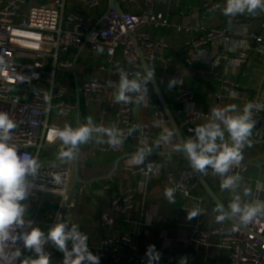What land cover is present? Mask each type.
<instances>
[{
    "label": "built area",
    "instance_id": "1",
    "mask_svg": "<svg viewBox=\"0 0 264 264\" xmlns=\"http://www.w3.org/2000/svg\"><path fill=\"white\" fill-rule=\"evenodd\" d=\"M117 1L121 12L109 10V0H0V111L9 113L18 125L13 130V141L19 152L39 156L42 167L24 201L25 219L45 233L57 222L58 215L63 217L74 179V158L55 162L48 152L53 145L61 144L56 131L63 129L75 115L81 97L90 99L100 108L99 118L92 120L93 125L119 129L125 137L122 145L106 143L98 151L121 156L135 152L139 146L159 150L167 146L159 141L162 131L156 135L142 132L136 136L134 109L137 104L117 103L113 96L119 82V64H125L123 70L130 79L136 78L137 73L144 74L142 59L154 70L169 71L170 63L165 57L168 44L164 39L154 38L152 30L173 27L186 35L185 50L189 56L185 62L209 60L215 69L211 75L221 86V92L214 97L217 99L241 98L240 85L232 75L234 63H247L252 50L264 55V34L261 33L244 32L254 42L252 47L249 43L236 44L233 33L227 29H203L197 23L173 25L172 0ZM221 3L222 0L206 1L202 8L207 14H213L220 10ZM252 17L262 16L257 11ZM262 27L264 29V21ZM83 45V50L72 51ZM97 46L104 49L106 64L100 65L95 73L81 61L86 53H97ZM166 76L176 81L184 77ZM147 89L144 98L153 92L150 82ZM136 95L134 93L133 97ZM170 95L169 109L181 133L185 139L194 137L193 130L206 123L196 108L195 92L175 87ZM248 103L264 105V100L251 98ZM112 111L115 120L109 124ZM152 111L159 124L170 126L158 100L152 104ZM253 119L252 136L264 140V110L253 109ZM243 156L240 165L228 175L242 177L250 171L252 162L245 148ZM259 159L260 155L254 158L257 163ZM260 165L264 166V161ZM127 170L150 182L161 177L163 165L151 157ZM203 176L207 179L214 175L209 170ZM258 181L260 190H257ZM250 183L253 200H264V175L252 178ZM197 186V180L189 171L179 175L170 188L175 189L174 196L193 199L192 189ZM145 195L146 188H128L116 194L110 206L101 210L99 223L103 236L94 247V255L100 257L101 264H147L138 244L116 224V215L133 211L138 197ZM233 220L234 223L210 226L200 218L187 225L188 235L182 244L192 254V259L207 261L210 253L218 250L224 256L223 264H264V217L247 225ZM18 246L22 253L20 259L34 255L22 244ZM51 247L47 244L45 250L50 252ZM58 260L56 262L62 264Z\"/></svg>",
    "mask_w": 264,
    "mask_h": 264
},
{
    "label": "crops",
    "instance_id": "2",
    "mask_svg": "<svg viewBox=\"0 0 264 264\" xmlns=\"http://www.w3.org/2000/svg\"><path fill=\"white\" fill-rule=\"evenodd\" d=\"M206 1L212 0H172L170 14L172 24L197 23L203 29L211 27L227 29L233 33V40L236 44L242 45L249 43L252 47L254 46V42L245 36V33L264 34L262 27L264 11L258 10L262 16L261 18H255L249 14L237 15L235 17L225 16L223 14L225 0H222L219 11L213 14H207L202 8L203 3ZM151 33L154 38L164 39L168 44L165 57L170 63L169 71L166 72L161 68L154 70L155 79L168 104L171 102L170 90L172 88L180 87L193 90L195 92L196 108L204 116L203 121L208 122V117L214 107L223 108L236 105L237 111H242L246 101L249 99L260 97L264 100V55L257 50L251 51L247 63L242 65L238 61L234 63L235 67L232 75L240 85L241 98L231 99L228 96H223L217 99L214 97L221 92V86L211 75L215 72V69L209 60H199L190 64L185 62V59L189 56L188 51L185 50L186 35L176 32L173 27L164 30H152ZM81 62L95 73H97L100 65L106 64L104 54L102 53H86ZM125 67V64H119L120 69H124ZM166 74H179L184 77L178 80L175 87L169 88L171 79ZM114 93L115 91L113 92V96ZM133 94L130 93L129 95L133 96ZM144 99L145 102L136 105L134 109L136 122L134 134L137 136L145 132L156 135L165 127L172 129L171 126H162L154 118L152 104L158 99L151 96V94L146 95ZM77 107L75 115L67 121V124H76L78 122L80 125V122L81 124L85 123L88 117H91L92 120L99 118L100 108L90 101V99L81 97ZM114 120L115 115L114 111H112L108 117L109 124H112ZM98 137L103 140L108 139L107 136L101 137L94 135L92 141L80 145L79 172L81 178L85 181L106 177L111 172L115 161L121 156H124H119L111 152L104 154L98 151V148L106 145V143H96ZM249 144L250 146H245V150L246 155L251 158V168L248 173L242 176V180L239 182V186L235 191H222L220 188L221 177L219 176H209L207 178L209 185L226 207L235 195H240L242 201L253 200V188L250 180L264 175V166L260 165L264 161V146H262L263 151L262 149L261 151L263 153L260 155L258 164L254 160V158H258V153H253L252 146L254 145H251L250 140ZM61 147L62 144L53 145L49 149V157L50 154L58 156ZM141 148L147 147L139 146L135 152L128 154H135ZM178 150H180V146L177 138L174 136L171 144H167L161 150L152 149L151 153L176 152ZM151 157L158 159L163 165V173L159 179L147 182L141 175L129 173L127 168L132 165L128 163L130 157L126 158L120 162L119 168L111 180L93 182L91 186L78 187L74 192L64 220L80 226V230L87 234L89 238V249L94 254V247L103 236L99 223L101 210L108 208L112 198L123 190L128 188H146V195L138 197L133 211L127 214L119 213L116 215L117 228L131 236L133 241L138 244L142 254L146 256L148 246L155 245L156 250L161 253V257L154 264H179L182 256L187 257V264H223L224 256L218 250L210 253L211 256L207 261H203L201 258L193 260L192 254L184 248L182 240L188 235L187 225L197 219H204L210 226L219 223H228L229 221L227 219L223 222L217 221L216 216L218 213L214 211L216 207L212 205L210 198L204 192L198 181V186L192 189L195 198L185 199L177 195L174 196V203H169L164 195L165 189L170 188L171 184L179 175L189 172V163L183 156L177 155H148L146 158ZM50 159L52 158L50 157ZM52 160L55 162H64L58 158H53ZM246 187H251L252 189V193L249 196L244 195V189ZM194 208H199L201 210L200 214L192 219H188V213ZM53 253V264H58L56 262L57 258L60 261L59 263H61L63 258L59 256L58 250L56 249Z\"/></svg>",
    "mask_w": 264,
    "mask_h": 264
},
{
    "label": "clouds",
    "instance_id": "3",
    "mask_svg": "<svg viewBox=\"0 0 264 264\" xmlns=\"http://www.w3.org/2000/svg\"><path fill=\"white\" fill-rule=\"evenodd\" d=\"M264 11V0H225L223 14L229 17ZM98 54L104 49L97 46ZM155 79L154 68L145 67L144 74H136L130 79L128 74L119 69V82L116 85L114 99L117 103L145 102L144 94L147 84ZM178 81L169 82V88L175 87ZM136 93V97L129 95ZM253 109L264 110V105L248 103L242 111H237L236 105L214 107L208 117V122L196 127L194 137H188L180 149L187 155L191 167L201 174L209 170L214 176L221 177V190L235 191L242 180L240 175H228L238 167L244 159L243 149L249 145V138L255 125ZM234 113V114H229ZM17 123L10 118L9 113L0 111V264H51L50 253L45 250L47 244L63 254L62 264H100V257L94 255L88 246V236L80 230L76 223H70L58 215L57 222L48 229L47 233L39 227H34L31 220L25 219L26 207L24 201L30 195L34 181L40 173L41 162L38 155L20 153L18 145L13 141V130ZM93 133L103 134L107 140L96 139V143H107L119 146L124 142V134L116 128H105L93 125L92 118L79 126H66L56 131L62 147L58 153L61 161H70L82 144L93 140ZM131 135V130L128 133ZM227 134V135H226ZM175 132L170 128H163L159 141L171 144ZM159 143V142H158ZM152 152L151 148H141L133 154L128 163L138 166L144 163ZM261 184L257 182V190ZM174 188H166L164 195L169 203H174ZM252 193L251 187L244 189V195ZM218 215L217 221L237 219L247 225L264 217V200L254 199L242 201L240 195H235L227 207L219 204L214 209ZM199 208L188 213V219L200 214ZM19 244L33 256H22ZM147 264L158 262L161 253L155 245H149L146 251ZM179 264H187V257L182 256Z\"/></svg>",
    "mask_w": 264,
    "mask_h": 264
},
{
    "label": "water",
    "instance_id": "4",
    "mask_svg": "<svg viewBox=\"0 0 264 264\" xmlns=\"http://www.w3.org/2000/svg\"><path fill=\"white\" fill-rule=\"evenodd\" d=\"M41 2V0H40ZM109 10H115L117 12H121L120 10V6H119V3L117 0H109ZM84 49V45L79 49V50H75V49H72L73 52L75 51H80V50H83ZM141 63H142V66H143V69L145 70V67H149L151 68L145 60H141ZM151 86H152V89H153V92L151 93V96L153 97H156L159 101V103L162 105L166 115H167V118L169 120V123H170V126L172 128V130L175 132V137L177 138L178 140V143H179V146L181 145V143L185 140V135L183 133H181L180 129H179V126L175 120V118L173 117L170 109H169V104L168 102L166 101L160 87H159V84L158 82L156 81V79H154L153 81L150 82ZM80 120V119H79ZM66 126H73V127H76V126H79V123L77 122L76 124H72V123H68ZM249 140L251 141V145H258V146H264V140H257L255 139L252 134L249 138ZM79 151H80V146L78 147V149L76 150L75 152V156H74V179H73V184H72V188H71V191L69 193V199L67 201V205H66V208L64 210V213H63V219H65V215L69 209V206L71 204V201H72V198H73V195H74V192L75 190L80 187V186H83V187H86V186H91V184L93 182H100V181H103V180H111L113 175L115 174V172L118 170L119 168V164L122 160L126 159V158H129L131 157L133 154H128V155H124V156H121L120 158H118L115 163H114V166L111 170V172L106 176V177H101V178H97V179H93L92 181H85L81 178L80 176V172H79ZM155 156V155H160V156H165V155H177V156H183L187 162L189 163V166H190V169H191V172L193 173L195 179L199 182L200 186L202 187V189L204 190V192L208 195V197L210 198L211 202H212V205L213 206H217L219 204H223L225 206V204L223 203V201L217 196V194L214 192V190L212 189V187L209 185L207 179L203 176V174L199 173V172H196L190 165V162L187 158V155L180 149L176 152H166V153H163V152H155V153H151L149 156ZM226 207V206H225ZM229 222L231 223H234V220L233 219H227ZM54 251V247L52 246L50 248V257H51V254L53 253Z\"/></svg>",
    "mask_w": 264,
    "mask_h": 264
},
{
    "label": "rangeland",
    "instance_id": "5",
    "mask_svg": "<svg viewBox=\"0 0 264 264\" xmlns=\"http://www.w3.org/2000/svg\"><path fill=\"white\" fill-rule=\"evenodd\" d=\"M84 56V55H83ZM263 147L262 146H258V145H254L252 146V151L253 153H258L257 155H261L263 152ZM52 154H50V157L53 159V158H58V156H55L54 154L51 156Z\"/></svg>",
    "mask_w": 264,
    "mask_h": 264
},
{
    "label": "trees",
    "instance_id": "6",
    "mask_svg": "<svg viewBox=\"0 0 264 264\" xmlns=\"http://www.w3.org/2000/svg\"><path fill=\"white\" fill-rule=\"evenodd\" d=\"M169 105L171 106V104L169 103ZM189 171H191V169L189 168ZM58 254H59V256L60 257H62L63 258V254L60 252V251H58Z\"/></svg>",
    "mask_w": 264,
    "mask_h": 264
}]
</instances>
